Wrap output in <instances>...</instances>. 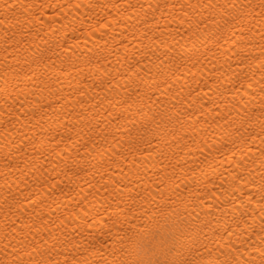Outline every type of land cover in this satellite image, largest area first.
Returning <instances> with one entry per match:
<instances>
[{
	"label": "bare ground",
	"instance_id": "1",
	"mask_svg": "<svg viewBox=\"0 0 264 264\" xmlns=\"http://www.w3.org/2000/svg\"><path fill=\"white\" fill-rule=\"evenodd\" d=\"M0 264H264V0H0Z\"/></svg>",
	"mask_w": 264,
	"mask_h": 264
}]
</instances>
